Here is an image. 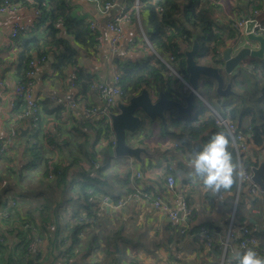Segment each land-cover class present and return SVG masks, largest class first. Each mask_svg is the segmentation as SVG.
<instances>
[{
	"label": "crops",
	"instance_id": "0c3cea01",
	"mask_svg": "<svg viewBox=\"0 0 264 264\" xmlns=\"http://www.w3.org/2000/svg\"><path fill=\"white\" fill-rule=\"evenodd\" d=\"M65 1L70 4L74 17L84 20L90 26L94 24L96 27L99 39L96 37L95 51L87 54L81 47H75L80 54L79 66L87 69L96 80L112 84L113 76L118 72L119 63L136 62L145 57L155 56L143 41L141 18L140 22L133 18L131 24L125 27V38L121 41L118 51L111 50V35L106 25L111 18L119 14L122 7L129 6L133 0H114L115 8L108 13L99 12L92 0ZM2 2L3 0H0V5ZM28 2L32 4L33 1L28 0ZM204 4H206L205 9L212 13L219 25L230 27V31H235L234 22L251 17L255 10H259L258 19L264 25V0H205ZM20 5L23 4L20 2ZM35 11L36 7L29 5L20 7L15 14L0 13V140L5 141L11 138L13 131L17 133L4 153L12 157L9 165L13 166L15 174L12 173L10 176V173H7L5 160L0 162V172L5 175L0 181V236L4 238V243L0 247V264H29L24 258L22 259L21 253L30 235L38 242L33 246H31L32 243L29 245L27 254H30L29 259H32L40 253V264H93L96 261L105 264H133V260L138 264H224L226 257H230L228 263L233 262V256L229 255H226L223 260L218 246L226 234L231 218L235 204L231 201L233 194L224 191L216 194L211 190H205L202 183L190 175L188 161L195 154L187 150L180 151L176 141L162 142L156 136L150 139H144L142 135L131 136L130 143L135 145L133 147H141L145 152L141 153L139 158L116 157L117 159L125 158L124 164L109 163V168L103 175L108 177L113 187V195L120 196L123 206L117 208L118 205L108 198L109 202L101 205L100 220L92 223L90 228L82 232L78 243L73 241L72 216L76 212L84 216V211L80 207V202L77 201L76 188L72 187L81 178V173L91 171L88 168L89 162L84 160L81 150L85 149L88 152L95 148L100 151L102 147L108 145V140L101 139L98 142L95 131L97 122L82 117L79 111L74 112L68 108L59 116L43 112L40 123L41 132L36 138H31L34 132L31 130L29 120L20 118V108H18L20 101H16L15 106L12 105L15 102L13 90L20 78L17 72L16 39L10 37V32L12 25L20 22L33 24V29L29 32L43 33L44 26L37 27L36 21L39 17H36ZM23 34L27 35L28 32ZM61 36L67 37L66 30L62 26ZM227 36L226 34L225 46L219 51L223 53L228 47H232V55H235L238 51H235L233 47L238 39L234 41ZM69 39L74 45L73 39L70 37ZM244 42L253 49H258L260 46L259 42L250 41L247 37ZM187 49L190 48L182 45L183 51ZM165 56L168 55L165 54ZM207 59V64H212V58ZM249 59H246L242 65H247ZM52 62L53 58L49 57L48 61L39 67L34 79L33 93L40 102L51 100L54 105H59L56 102L57 99L65 102L77 97L78 89L72 87V73L75 70L70 67L63 73L55 72L51 66ZM250 67L251 70L254 68ZM238 68L228 76L235 75ZM231 89L233 90L232 85ZM77 99L82 106L102 107L103 105L95 92ZM202 101L207 105L208 102L203 97ZM217 103L215 104L222 108V102ZM210 106L215 109V105ZM210 114V110L203 112L199 118L202 122H206L212 118ZM160 124L162 123L158 119L154 121L146 119L145 130L150 131L152 128L157 131ZM27 128H29L27 136H22L20 129ZM46 134L53 137L52 144L42 140ZM207 134L205 133V136ZM113 135L112 132L110 138L113 139ZM36 143L39 149H43L48 165L52 161L53 164L62 163L67 166L66 187L58 188L48 180H45L47 181L45 183L38 173H23L21 169L29 159L26 148ZM108 150L111 161L112 156L115 157L113 147ZM170 167L173 169L172 174L176 179L178 193L189 199L194 209V216L189 227L183 233L180 230L168 231L170 223L166 215L153 208L145 196L152 194L161 195L165 199L171 198L166 187V177ZM138 173L141 174V178H137ZM97 176L96 173L95 177ZM43 183L49 184L50 188ZM247 188L246 186L243 188V202H246L247 197H252ZM129 189L132 191L131 194H128ZM13 195L20 197L16 205L13 204L15 202L12 200ZM258 199L259 207L253 209L254 217H251L248 222L254 228L264 231V196L261 195ZM250 206L251 204L247 202L245 208L249 209ZM8 212H10V218L2 216ZM27 224L36 226L37 232L26 229ZM203 225H209L212 231L213 247L211 249L206 246L200 236ZM120 229V237L133 241L119 242L121 251L119 256L118 243L112 240L111 234L112 230ZM90 235L97 236L99 241L90 242ZM60 238H63L62 243L59 242ZM118 257L120 258L116 263Z\"/></svg>",
	"mask_w": 264,
	"mask_h": 264
},
{
	"label": "trees",
	"instance_id": "16d2710c",
	"mask_svg": "<svg viewBox=\"0 0 264 264\" xmlns=\"http://www.w3.org/2000/svg\"><path fill=\"white\" fill-rule=\"evenodd\" d=\"M32 1V4H30L28 0H15V4L19 7L29 5L36 7V10L40 11L39 20L36 21L38 22V24L36 23L37 27L44 26L43 33H38V31L32 33L31 31L28 32L27 35L20 34L15 40V47L18 51L17 72L19 78L23 81L27 80L26 74L29 70V62L33 58L45 56L48 59L52 57L53 62L51 66L55 72L63 73L65 69L70 67L75 70L77 75L75 85L78 89L76 98L80 96L86 97L90 92H93L91 86L99 80H96L95 76L87 69L79 66L80 54L75 47L79 46L87 54H91V52L96 49V37L98 33L91 29L89 23L74 17L71 13L72 9L70 4L65 0ZM204 1L205 0H140L141 8L139 15L142 19L143 29L150 45L156 51L162 52L168 56H174L177 62L176 71L182 77L185 79L188 78L182 45H187V48H191L193 38L196 36L200 44V50L196 56V60L200 63L207 64V58L211 57L213 62L209 65L218 67L221 70L225 85L226 83H230L233 86L232 93L224 98L216 93V82L212 79H206L201 81L198 87V91L202 88L204 94L198 93L210 105L213 104L212 97H216L215 99L218 103L222 102V108L215 104V109L224 116H229L230 119L238 125L239 129L249 136L254 159L250 156L245 157L243 166L248 171H251L252 168L259 165V152L264 148V60L249 59L247 61L248 64L240 66L235 75L228 76L221 68L223 62L219 50L226 44V34L228 35L227 38L235 41L237 39V32L230 31V27L220 26L214 19L212 13L205 9L206 4H204ZM20 2L23 5H20ZM133 4L134 0L130 3L129 7H133ZM61 26L66 30L67 37L61 36ZM229 31L232 33L230 34ZM69 37L73 39L74 45L71 43ZM250 66L254 68L251 70ZM117 74L120 76V87L123 92L121 102L124 103L129 102L132 97L139 94L143 89H147L155 99L159 97L160 91H162L168 99L179 101H182V97L187 94L183 82L176 76L168 74L166 66L154 55L139 59L136 62L119 63ZM38 102L42 114L45 112L59 116L66 110L64 105H54L51 100ZM204 107L205 109H209L205 104ZM18 108H20L19 112L21 113L24 109V103L20 101ZM42 114L41 121L43 119ZM190 115H181L176 111H168L166 113L165 125L160 124L157 131L152 128L150 131H146V118L143 117L139 130L135 133L127 134V144L132 147L135 146L130 143L128 138V136L131 137L132 134V136L135 135L138 137L142 135L144 139H150L156 136L162 142L176 141L178 149L182 152H186L187 150L192 154H196V152L203 148L204 144L207 143L213 134L224 130L218 128L212 118L206 122H202L199 118L200 116L192 118ZM96 124L95 131L97 141L99 142L101 139H106L108 140V145L102 147L100 151L95 150V148L94 150H88V152L85 149L81 150L83 153L82 156L86 162L91 163L92 161L96 162L101 160L102 166L96 171L97 177L90 178L86 176V172L81 173V178L77 180L76 185L72 187L76 188L77 201L80 202V207L84 211V216H80L79 212L74 213L72 216V221L74 223L72 234L75 243L79 242V236L83 231L90 228L92 223L100 220L99 212L101 210V201L103 197H108L117 205L120 203V196L116 197L113 195V187L108 177L103 175L109 168L110 163L108 149L113 147V139L110 138L112 135L111 128L110 125L105 122H97ZM40 132L41 129L35 130L32 137L36 138ZM205 133L208 134L205 136ZM52 138H48V141H46L47 137L44 136L42 140L44 139L45 142L52 144L54 142ZM229 151L232 153L237 175V156L230 144ZM26 154L29 159L26 165L21 169L24 174L26 172L29 174L38 173L45 182V180H48L50 171H52L56 178L51 182L58 188L61 186L66 187L68 172L66 165L55 163L49 169V165L47 164L48 159L45 158L43 149L38 148L37 143L26 148ZM2 160H5L7 163V173H10V176L12 173L15 174L13 166L9 165L12 161V157L8 154H4L0 157V162ZM76 160L79 159L76 158ZM4 177V173L0 172V181L3 180ZM45 183H47V181ZM44 185H48L50 188L49 184ZM237 188L238 178L235 176V183L233 188L229 191L233 194L231 198L233 202H235ZM131 193L132 191L129 189L128 194ZM242 196H244L243 189L237 204L235 219L238 223H247L250 227H253L248 221L251 217H254L253 209L259 207V199L256 197H247L246 202H243ZM90 198H93V201L90 200ZM19 199V196L13 195L12 200L15 201L13 204L16 205ZM187 201L189 202V199H187ZM247 202L251 204L249 209L245 208ZM189 205L191 204L189 203ZM8 213L10 214V212ZM57 217H59L58 214ZM205 226L210 229L209 225ZM169 230L177 232L178 229L169 225L168 231ZM58 234L59 232L57 230V241ZM120 234L121 229L112 230L111 234L112 240L118 243L119 256L121 252L119 242L131 243L133 241L123 236L120 237ZM255 236L259 239L261 248L264 249V231L257 230ZM0 237L3 238L2 236ZM90 238V242L92 243H97L99 241L97 236H91ZM33 241V236L30 235L28 243L23 245L21 256L22 259L24 258L29 264H40V253L32 259H29L30 254H27V249ZM62 241L63 238H60L59 242L62 243ZM90 250L89 256L91 254ZM119 258L120 257L116 259V263L119 261ZM228 260H230V257L225 258L224 264H233V262L228 263ZM132 263L138 264L137 261L134 260Z\"/></svg>",
	"mask_w": 264,
	"mask_h": 264
},
{
	"label": "built area",
	"instance_id": "2783aa9c",
	"mask_svg": "<svg viewBox=\"0 0 264 264\" xmlns=\"http://www.w3.org/2000/svg\"><path fill=\"white\" fill-rule=\"evenodd\" d=\"M76 1V0H69ZM98 11L101 13H108L113 8H115L114 0H92ZM141 8L140 0H134L133 7L124 6L120 9V12L114 18H111L107 23L106 27L109 31L110 37V47L113 52H117L119 49V45L121 41L125 38V27L128 24H131L133 18H136L140 22L139 11ZM20 9L19 6L15 4V0H3L0 5V13L3 14H15ZM161 10V9H160ZM36 17H40V11H35ZM259 10H255L253 15L248 18L240 19L234 22V29L237 32V43L234 45L235 51H240L242 48H250L252 50H257L251 48V46L247 45L244 42V39L248 36L247 25L249 22H253V27L251 29V33L257 36L264 37V25L259 21ZM33 29V24H24L20 22H15L12 25L10 37L12 39H16L20 34L27 33ZM91 29L96 31V27L94 24H91ZM142 38L145 43L155 54L156 58L166 66L168 74H173L178 79H180L185 87V91L189 92L190 86L187 83V79L182 77L174 68L176 65V59L174 56H165L164 53H160L153 49L150 45V42L146 36L144 29H141ZM99 39V37H97ZM259 49V48H258ZM220 55H222V52ZM48 61L47 57H35L29 62V70L26 74L27 80L23 81L20 79L16 84L13 90V100L15 101L12 105L15 106L16 101H21L24 103V109L20 113V118L28 119L30 122L31 130L35 132V130H40V121H41V109L39 107L38 99L35 98L33 93V84L34 79L37 75V71L39 67L45 64ZM251 68V67H250ZM77 79V75L75 71L72 73V87L76 88L75 80ZM91 90L98 94L100 99L103 102L102 107H89L82 106L81 102L77 98H73L70 101H62L57 99L56 102L59 105L66 106V109H71L72 111H76L81 114L84 118L93 119L96 122H105L110 125L111 128V120L110 116L112 113L116 112V108L119 102H121L123 92L120 87V76L115 73L113 76L112 84H107L103 81L95 82L91 86ZM198 97L202 100L201 95L198 93ZM207 106L211 112L212 119L215 122V125L224 130L229 136L230 145L235 150L237 156V178H238V188L236 191L235 204L233 207V211L231 213L230 221L227 225V230L224 238L221 239L219 243L220 250L222 252V258L226 257V255L234 256L237 252H243L248 248H253L256 250L261 256H264V249L261 248V244L259 239L255 236V232L258 230L254 227H250L247 223H238L235 219V212L237 208V204L240 198V194L242 189L246 186L248 187V193L252 197L258 198L259 196H263V192L260 189L259 185L252 181V169L248 171L244 168V158L247 156L253 157V149L249 140V136L246 135L241 129H239L238 125L230 119L229 116H224L219 111L211 107L208 103ZM17 136V133L13 131L11 134V138L3 141L0 140V157L8 150L11 143L13 142V138ZM48 138H52L50 134L45 135ZM31 138H33L31 136ZM48 144V143H47ZM115 146V138L113 135V149ZM259 164L261 161H264V148L259 152ZM53 165L51 161L49 163V169ZM102 166V161L98 160L96 162L92 161L89 163L88 168H90V172L86 173L87 177L93 178L96 176V171ZM259 166V165H258ZM172 167L169 168V173L166 177V187L168 192L171 195L170 199H165L161 195L154 196L152 194L145 195L146 199L151 202L153 208L162 211L170 225L173 228L180 230L182 233L189 227V223L194 216V209L186 197L177 190V183L174 175L172 174ZM56 178L55 174L50 171L48 175V181H54ZM137 178H141V174H137ZM93 201V198H90ZM109 202L108 197H103L101 201V205H105ZM123 206V203H119L118 207ZM9 213L2 215L3 217H9ZM25 227L31 232H37V227L32 224H27ZM200 236L205 241L206 246L211 249L213 247L212 242V231L207 226L203 225L200 229ZM3 238L0 237V246L3 243ZM38 240H34L32 245L37 244ZM40 242V241H39ZM93 264H102L100 261H96Z\"/></svg>",
	"mask_w": 264,
	"mask_h": 264
},
{
	"label": "water",
	"instance_id": "95a60500",
	"mask_svg": "<svg viewBox=\"0 0 264 264\" xmlns=\"http://www.w3.org/2000/svg\"><path fill=\"white\" fill-rule=\"evenodd\" d=\"M253 24V22H249L247 25V38L250 41L259 42V49L242 48L235 55H232V47H228L223 51L221 60L224 64L223 71L227 75H232L235 69L240 67L246 59L264 60V37L251 33ZM199 50L200 44L197 37L194 36L191 48L184 51L188 74L187 83L190 86V90L182 97V101L168 99L162 91L159 92V97L155 99L147 89H143L139 94L132 97L129 102L118 103L116 112L110 116L111 130L115 138L113 149L115 157L134 156L139 158L140 154L145 152L141 147L129 146L126 139L128 133H135L139 130L143 117L150 121L158 119L165 125L168 111H176L181 115H190L193 110L194 100L198 97V87L201 81L206 79L214 80L216 82V93L219 96H228L232 93L231 84L225 85L221 70L218 67L203 64L196 60ZM28 131L29 128L20 129L22 136H27ZM252 181L259 185L264 196V161H261L259 166L252 168ZM250 222L254 223L253 220H250Z\"/></svg>",
	"mask_w": 264,
	"mask_h": 264
},
{
	"label": "clouds",
	"instance_id": "9594fccd",
	"mask_svg": "<svg viewBox=\"0 0 264 264\" xmlns=\"http://www.w3.org/2000/svg\"><path fill=\"white\" fill-rule=\"evenodd\" d=\"M229 138L225 131L216 132L188 161L190 175L200 181L205 190L219 194L229 192L235 183L236 165L229 151ZM233 264H264L261 256L253 248L237 252L232 257Z\"/></svg>",
	"mask_w": 264,
	"mask_h": 264
},
{
	"label": "rangeland",
	"instance_id": "374dc122",
	"mask_svg": "<svg viewBox=\"0 0 264 264\" xmlns=\"http://www.w3.org/2000/svg\"><path fill=\"white\" fill-rule=\"evenodd\" d=\"M222 64H223V63H222ZM174 68L177 70L176 65L174 66ZM221 68H222V69L224 68V64L221 65ZM170 74H171V73H170ZM171 75H173V74H171ZM198 92L201 93V94H204L202 88H200ZM215 98H216V97H215ZM215 98L212 97V102H213L214 105H215V103H217V100H216ZM213 99H214L215 103H214ZM206 111H209V109H205V107H204V102H203L199 97H196V98H195V106H194V109H193V111H192V113H191L190 116H191L192 118H196V117H198V116H201L202 113H203V112H206ZM132 135H133V134H132ZM132 135H131V136H132ZM128 138H129V140H130V136H128ZM125 161H126L125 158L117 159L116 157H113V156H112V159H111L110 162H112L113 164H116V163H118V162L124 164Z\"/></svg>",
	"mask_w": 264,
	"mask_h": 264
}]
</instances>
